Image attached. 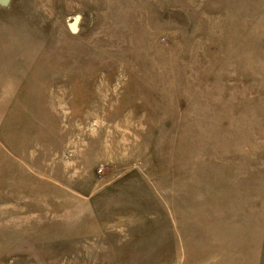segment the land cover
<instances>
[{
    "label": "rangeland",
    "instance_id": "374dc122",
    "mask_svg": "<svg viewBox=\"0 0 264 264\" xmlns=\"http://www.w3.org/2000/svg\"><path fill=\"white\" fill-rule=\"evenodd\" d=\"M0 264H264V0L0 6Z\"/></svg>",
    "mask_w": 264,
    "mask_h": 264
},
{
    "label": "water",
    "instance_id": "95a60500",
    "mask_svg": "<svg viewBox=\"0 0 264 264\" xmlns=\"http://www.w3.org/2000/svg\"><path fill=\"white\" fill-rule=\"evenodd\" d=\"M11 2H12V0H0V6L2 8H8L10 6ZM79 21H80V17L77 16L74 19L73 23L70 25V29H71L72 32L78 31V29H79L78 28L79 27V24H78Z\"/></svg>",
    "mask_w": 264,
    "mask_h": 264
}]
</instances>
